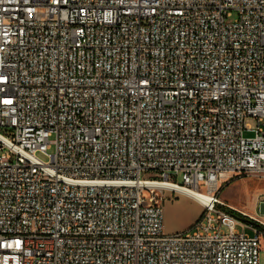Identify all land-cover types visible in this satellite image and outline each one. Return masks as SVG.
<instances>
[{
  "label": "built area",
  "instance_id": "obj_1",
  "mask_svg": "<svg viewBox=\"0 0 264 264\" xmlns=\"http://www.w3.org/2000/svg\"><path fill=\"white\" fill-rule=\"evenodd\" d=\"M0 129V264H259L264 0H0Z\"/></svg>",
  "mask_w": 264,
  "mask_h": 264
},
{
  "label": "rangeland",
  "instance_id": "obj_2",
  "mask_svg": "<svg viewBox=\"0 0 264 264\" xmlns=\"http://www.w3.org/2000/svg\"><path fill=\"white\" fill-rule=\"evenodd\" d=\"M247 122L254 126L252 119H249ZM244 136H251V134L245 133ZM52 151V148L48 150L49 153ZM41 158L45 159L42 155ZM141 177L152 178L153 174L151 172H142ZM177 183L181 184V181L177 180ZM220 198L225 203L248 214L255 215V213H260L256 205L264 198V178L252 175L233 176V178L223 184ZM162 209L163 230L166 234L180 233L188 230L197 221L203 211V208L197 205L194 200L178 192L164 193ZM236 230L242 231V228L236 226ZM224 232H227L225 228ZM246 233L253 235V232L248 229ZM259 264H264V237L260 238Z\"/></svg>",
  "mask_w": 264,
  "mask_h": 264
},
{
  "label": "bare ground",
  "instance_id": "obj_3",
  "mask_svg": "<svg viewBox=\"0 0 264 264\" xmlns=\"http://www.w3.org/2000/svg\"><path fill=\"white\" fill-rule=\"evenodd\" d=\"M177 190L181 192V194L184 195L185 197H189L192 200H194L197 204L206 203V200L208 199L207 195L202 194L201 192H198L195 189H191V188L182 189L181 188Z\"/></svg>",
  "mask_w": 264,
  "mask_h": 264
},
{
  "label": "crops",
  "instance_id": "obj_4",
  "mask_svg": "<svg viewBox=\"0 0 264 264\" xmlns=\"http://www.w3.org/2000/svg\"><path fill=\"white\" fill-rule=\"evenodd\" d=\"M197 205H199V204H197ZM199 206H201V205H199ZM256 207L258 208V206L256 205ZM260 210V212H264V207H262L261 209H259Z\"/></svg>",
  "mask_w": 264,
  "mask_h": 264
},
{
  "label": "trees",
  "instance_id": "obj_5",
  "mask_svg": "<svg viewBox=\"0 0 264 264\" xmlns=\"http://www.w3.org/2000/svg\"><path fill=\"white\" fill-rule=\"evenodd\" d=\"M246 220H248V219H246ZM248 221H250V220H248ZM262 229H264V227H262Z\"/></svg>",
  "mask_w": 264,
  "mask_h": 264
}]
</instances>
